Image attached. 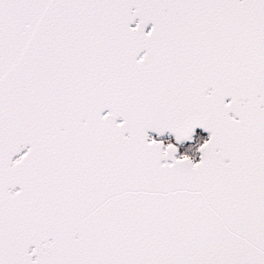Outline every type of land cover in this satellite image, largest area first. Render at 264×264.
I'll return each mask as SVG.
<instances>
[{
  "label": "snow or ice",
  "instance_id": "snow-or-ice-1",
  "mask_svg": "<svg viewBox=\"0 0 264 264\" xmlns=\"http://www.w3.org/2000/svg\"><path fill=\"white\" fill-rule=\"evenodd\" d=\"M0 264H264V0H0Z\"/></svg>",
  "mask_w": 264,
  "mask_h": 264
}]
</instances>
